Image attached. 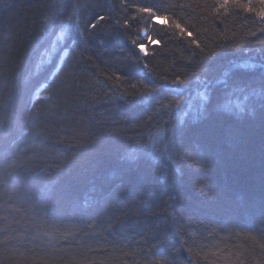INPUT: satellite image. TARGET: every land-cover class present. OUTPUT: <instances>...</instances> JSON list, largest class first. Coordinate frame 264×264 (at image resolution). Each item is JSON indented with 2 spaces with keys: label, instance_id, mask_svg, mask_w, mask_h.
<instances>
[{
  "label": "trees",
  "instance_id": "trees-1",
  "mask_svg": "<svg viewBox=\"0 0 264 264\" xmlns=\"http://www.w3.org/2000/svg\"><path fill=\"white\" fill-rule=\"evenodd\" d=\"M0 264H264V0H0Z\"/></svg>",
  "mask_w": 264,
  "mask_h": 264
},
{
  "label": "snow or ice",
  "instance_id": "snow-or-ice-1",
  "mask_svg": "<svg viewBox=\"0 0 264 264\" xmlns=\"http://www.w3.org/2000/svg\"><path fill=\"white\" fill-rule=\"evenodd\" d=\"M141 11H145V12H147V11H150V10L147 9V8H145V9H142ZM100 19L102 20L103 17H100ZM92 26L95 27V25H92ZM177 27H179V25H177ZM189 35H191V34L189 33ZM149 39H150V38H149ZM153 43H155V41H153ZM140 50H141L142 52L146 51L145 48H144L143 46H141Z\"/></svg>",
  "mask_w": 264,
  "mask_h": 264
},
{
  "label": "rangeland",
  "instance_id": "rangeland-1",
  "mask_svg": "<svg viewBox=\"0 0 264 264\" xmlns=\"http://www.w3.org/2000/svg\"><path fill=\"white\" fill-rule=\"evenodd\" d=\"M157 21V20H156ZM158 22V21H157Z\"/></svg>",
  "mask_w": 264,
  "mask_h": 264
}]
</instances>
